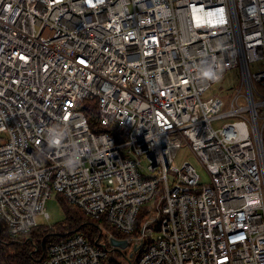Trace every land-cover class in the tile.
Instances as JSON below:
<instances>
[{
  "label": "built area",
  "instance_id": "1",
  "mask_svg": "<svg viewBox=\"0 0 264 264\" xmlns=\"http://www.w3.org/2000/svg\"><path fill=\"white\" fill-rule=\"evenodd\" d=\"M234 68L241 86L205 98ZM185 144L210 182L174 163ZM55 192L130 235L134 252L152 238L130 264H264V0H0L8 234L50 218ZM103 244L76 232L42 264H100Z\"/></svg>",
  "mask_w": 264,
  "mask_h": 264
},
{
  "label": "trees",
  "instance_id": "2",
  "mask_svg": "<svg viewBox=\"0 0 264 264\" xmlns=\"http://www.w3.org/2000/svg\"><path fill=\"white\" fill-rule=\"evenodd\" d=\"M95 104L96 101L87 100L84 110L92 130L99 132L104 130V127L98 120ZM58 195L65 211L64 221L46 227L36 225L30 231H34L36 234L31 235V237L22 235L17 238H12L8 234L6 227L0 221V264H42L45 257L44 253L50 243L61 241L76 232H83L89 241L97 245L106 243L107 249L110 248L107 231H112V234L119 238L130 236L111 226L104 216L101 218H92L86 215L79 207L67 202L61 194ZM148 213L149 207L145 205L138 216L133 235L139 233L140 226L148 216ZM104 226L107 228L106 231H104ZM154 228L156 231L159 230V222L154 224ZM152 241V238H147L143 246L137 251H133L134 254L138 256V254L144 252ZM11 248L14 252H10ZM108 256L109 253L100 264H114L108 260Z\"/></svg>",
  "mask_w": 264,
  "mask_h": 264
},
{
  "label": "rangeland",
  "instance_id": "3",
  "mask_svg": "<svg viewBox=\"0 0 264 264\" xmlns=\"http://www.w3.org/2000/svg\"><path fill=\"white\" fill-rule=\"evenodd\" d=\"M242 83L241 73L239 68H234L229 70L227 74L218 80L206 93L205 98L213 97V96H222L228 99L231 96V93L236 91ZM225 120H220L215 123L217 127H220ZM126 150V148H124ZM126 155V154H125ZM188 160L192 163L197 169L198 173L201 176V179L204 182H210V175L206 168L203 166L198 157L190 150L188 145H184L178 152L177 158L174 163L180 166L184 161ZM144 162L146 163L145 159ZM63 197V196H62ZM64 198V197H63ZM65 199V198H64ZM66 200V199H65ZM67 201V200H66ZM68 202V201H67ZM147 207L152 209L154 207V202H149L146 204ZM46 211L50 214V218L45 217L43 214H38L36 219L38 225L40 226H52L58 224L65 219V211L63 209L62 201L59 198L57 192L53 193L52 197L48 199L46 204ZM107 228L104 226V231ZM37 231V230H36ZM108 232V231H107ZM112 233V231H110ZM36 234L34 231L26 234V237H31V235ZM158 231L155 232L154 235H157ZM110 248L108 253V260L112 261L114 264H130L134 262L136 259V254L131 257V253L134 251V245L131 246L129 244L126 248L115 247L111 243H108ZM10 252H14L13 249H10ZM106 264V263H105Z\"/></svg>",
  "mask_w": 264,
  "mask_h": 264
},
{
  "label": "water",
  "instance_id": "4",
  "mask_svg": "<svg viewBox=\"0 0 264 264\" xmlns=\"http://www.w3.org/2000/svg\"><path fill=\"white\" fill-rule=\"evenodd\" d=\"M110 242L115 247L126 248L129 246V240L127 238H119L116 236H111ZM104 246L106 247V245H104ZM135 250H137V246H135ZM133 255H134V252L131 253V257Z\"/></svg>",
  "mask_w": 264,
  "mask_h": 264
}]
</instances>
